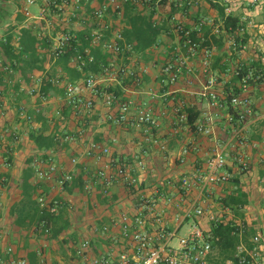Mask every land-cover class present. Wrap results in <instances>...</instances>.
<instances>
[{
    "label": "crops",
    "instance_id": "0c3cea01",
    "mask_svg": "<svg viewBox=\"0 0 264 264\" xmlns=\"http://www.w3.org/2000/svg\"><path fill=\"white\" fill-rule=\"evenodd\" d=\"M58 1H61L60 4L64 10L53 7L50 0H0V42L8 33L12 31L18 33L23 27L32 29L41 39L42 37L51 38L65 28L78 30L87 25L90 26L93 20L84 22V19L88 17L87 9L98 8L105 0H79V4H76L75 0H67V5L63 4V0ZM172 1L176 0H167L166 5H162L160 3L162 0H158L155 4L153 18L155 22L163 25L158 43L145 52L123 55L113 61L116 65H128L135 70L145 71L141 84H123L121 98L131 101L129 113L131 118H135L142 109H152L159 116L160 125L157 128L147 130L145 124L129 122L115 124L107 121L108 107L102 96L96 98V108L92 115L80 117L70 108H64L65 119L62 121L55 115V111L64 106V89L61 86H55L43 99L18 92V82L21 88H29L33 84V79L29 82L22 80L19 76L13 81L7 80V87L4 84L6 90L0 97L2 104L0 135L2 129L12 123L13 130L19 136L21 135V139L12 144L9 141L5 143L0 138V178L6 182L3 183L6 186V192L1 196L3 202L8 200L6 203L8 207L2 216L0 215V226L3 231L5 230L4 232L12 230L19 239L25 240L23 248L15 254L16 258H24L28 264L44 262L84 264L82 259L76 256L75 250L86 239L90 240L91 254L96 256L105 255L116 259L121 252L129 248L121 236L119 224L115 225L114 222H119L123 213H131L135 210L138 200L135 195L138 193H129L121 182L105 190L101 181L95 176L103 160L86 154L87 143L95 140L101 144H109L114 157L135 162L132 174L143 184L141 191L145 194H150L158 188L167 189L165 183L167 180L174 181L172 176L178 181L183 176L202 174L212 155L217 150H223L227 155L226 169L233 176L228 182L210 184L207 187L196 182L189 190L176 192L173 202L161 199L160 206L166 209L170 220L168 228L176 230L177 234L180 231L187 233L192 221L178 224V221L174 219L175 214H182L183 210L194 201L208 208L211 215L232 220L241 228L244 225L241 223L246 221L250 230L247 236L248 243L252 244L251 239L257 234L261 236L262 241L256 249L254 243V247L250 249L248 243L242 241L238 252L248 256L253 254L258 263L264 264V223L254 224L256 218L250 216L254 210L264 211V0H219V2L224 1L227 6L226 12L239 16L245 26L243 31L233 35L225 33L224 29L217 33L214 25L211 24L204 25L200 31L196 30L197 24L202 19H212L215 25L221 24L217 11L206 0H187V6L183 5L185 0H180V9L172 18H169ZM78 8L82 10L76 17ZM81 18L83 21L79 22ZM176 22L192 30L193 33L198 31L201 40L197 42L203 41L204 36L210 38L212 35L223 34L224 37L220 45L200 47L187 62L191 70L184 68L177 81L170 83L168 75L163 71L164 66L168 62H176L179 57L187 54L186 49L180 46L182 45L181 36L174 28ZM236 36H240L241 41L238 48L235 43ZM206 47L212 49V56L209 66L205 69L202 62ZM180 48L181 51H179ZM39 51L40 57L43 58L42 68H35L31 76L44 80L47 75L52 77L58 73L66 75L63 65L58 64L57 60L48 55V46H40ZM1 57L3 60L6 58L4 55ZM0 62L3 61L0 60ZM65 64L75 66L72 59ZM241 65L252 66L254 71L258 70L260 76L248 84L246 90L242 87V96L247 97L252 103V114L247 116L244 122L238 120L236 123H231L228 120L230 113L228 108L211 104V100L202 93L207 86H210L209 90H214L221 95L230 93L233 88L235 70ZM34 83L39 84L36 81ZM101 83L105 87L122 84L116 75L111 74L104 75ZM23 105L26 106L29 114L33 113L34 117H36V108H40L41 119H34L32 125H27L29 123L19 114V108ZM185 106L193 108V112L198 113L195 125L210 127L211 134L199 132L186 122L179 120L177 109L183 110ZM112 111L116 113L117 107H113ZM25 125L28 127L26 128ZM40 129H44L45 134L54 133L58 137L72 134L77 138L73 142L60 141L54 149L49 151L53 153L63 173L69 172L73 176L82 175L84 189L80 193L59 190L57 176L53 181L38 182L36 175L33 178L35 183L43 184L39 190H43L44 194L64 195L65 199L72 203L68 210L71 226L64 232L67 233L66 237H63L64 233L58 239H50L42 235L47 240L50 239V242L56 240L64 245L74 244L76 259L69 262L66 261V256H57L58 262L49 258L50 256L45 253L46 248L35 245L38 238H32L33 233H39V231H35V228L19 227L14 223L15 218L10 215L12 205L21 198V189L18 184L28 160L32 157L37 159L44 156L29 137L32 131ZM113 137L117 138L116 142L111 141ZM242 140H244L243 143H241ZM184 147H187L189 152L185 156V161L181 163L179 152ZM6 153L12 157L10 164L5 162L8 157ZM240 155L248 163L247 173L239 169L237 158ZM74 156L78 157L76 165L71 162ZM138 160L144 161L145 170L139 168ZM173 163L176 165L174 168L176 174L164 176L162 180L161 174H158L162 168L160 166ZM4 164L11 166L7 168ZM233 178L239 179V186L248 194L250 201L239 211L225 208L221 203V199L236 188L235 183L232 182ZM15 181L17 187L14 186ZM167 190L172 191L170 187ZM175 190L173 189L174 192ZM211 223L210 216L206 214L200 219L199 225L204 230H208ZM257 223L260 221L258 220ZM73 224H77L75 228ZM105 226H108L107 230H104ZM148 228L153 229L151 225ZM7 244L3 237V240H0V255L4 258H7ZM205 264L233 263L227 259L225 251L212 248Z\"/></svg>",
    "mask_w": 264,
    "mask_h": 264
},
{
    "label": "built area",
    "instance_id": "2783aa9c",
    "mask_svg": "<svg viewBox=\"0 0 264 264\" xmlns=\"http://www.w3.org/2000/svg\"><path fill=\"white\" fill-rule=\"evenodd\" d=\"M144 2H150V0H144ZM76 4H79V0H75ZM50 4L55 6V0H50ZM63 4L67 5V0H63ZM118 0H107L98 8H95L88 17L89 20H93L92 24V46H102L103 50L119 52L122 49L121 41L123 39L119 30L112 27V23L109 24L105 21L106 11L109 7H114V10L119 8ZM60 10H64V7L58 5ZM117 12V11H116ZM120 16L122 13L117 12ZM85 20V19H84ZM214 25L217 33L222 31L220 25H215L212 19H202L196 26V30L200 31L204 25ZM103 28L109 30L111 33L110 38L102 41ZM176 30L182 34L181 48H185L187 54L182 55L176 62H168L163 71L168 75L169 82L174 83L177 81L179 75L184 68L188 71L191 69L187 66V62L190 57L194 56L199 47V42L195 41L191 34L192 30L186 29L181 23L177 22ZM238 30L243 31L244 28ZM76 35L70 31H62L57 35L50 38V51L53 59H57L64 54L66 46L69 44L72 38ZM128 49L130 45H126ZM181 48L179 51H181ZM88 61L86 57L78 53L72 59L74 65L82 68L87 65V62L93 60V55L90 53V49H86ZM212 56V49L209 47L204 48L203 53V65L206 69L210 64V58ZM111 67L122 77H132L135 81H141V76L145 71L136 72L135 69L127 66H119L111 64L110 67L105 68V74H111ZM7 68V67H6ZM236 73H238L236 71ZM117 75V74H116ZM251 74H247L242 78L243 89H247V81ZM104 75L96 73H87L82 78L76 81H69L64 79L62 73H58L51 82L57 86H61L64 89L63 102L64 105L70 108L76 115L85 117L92 115L96 108V98L101 97L104 100L105 105L108 107L107 121H111L115 124L132 123V124H145L147 130L157 128L160 125L159 116L150 108L142 109L138 112L135 118H131L130 107L131 101H120L118 96L112 92L104 91L102 88V81ZM119 78V77H118ZM33 84L29 88H22L30 96H39L45 99V95L40 93V85L42 78L32 76ZM39 84H35L34 82ZM210 86H207L202 95L208 97L211 100V104L220 108L230 105L233 109L238 110L240 121L244 122L246 117L253 112L251 101L245 96H233L230 93L219 94L214 90H209ZM230 98V99H229ZM113 107H117L116 113L112 111ZM182 108L177 109L178 118L181 122L187 120V114L181 111ZM40 108H36L35 112L39 113ZM20 115L24 119H32L27 111L26 106H20ZM55 115L58 119L64 120L65 115L61 108L55 111ZM228 120L233 121V115L228 114ZM9 131V128H6ZM198 131L207 135L212 133V130L208 126L198 125ZM15 138H19V135L14 130H11ZM60 141L73 142L77 140L75 135H65L57 137ZM111 141L116 142L117 138H111ZM244 140L241 141L243 143ZM189 152L187 147H184L179 152V160L181 163L185 161V156ZM45 155L35 159V175L40 181H53L57 176V184L59 190H63L65 182L70 181L73 178V174L69 172H62L59 164L55 161L54 155L51 151H46ZM86 154L89 156H95L96 159L103 160L101 166L95 172V176L102 183V186L107 190L115 183H123L128 188L137 187L140 183L132 171L133 163L127 160L114 157L112 149L109 144H101L98 141L90 140L87 143ZM6 160V159H5ZM241 170L248 169V163L243 156L237 158ZM73 165L78 163V157L74 156L71 159ZM138 166L142 170L145 167L143 160H138ZM227 155L223 150H217L207 163V167L202 174L194 176H183L178 181L167 180L166 188L155 189L150 194H145L143 191H138L139 197L135 205V210L131 213L125 212L120 216L119 222L115 221V225L119 224L121 230V236L129 248L121 252L116 259L110 258L105 255H92L90 240H83L75 250L76 256L82 259L84 264H205L207 256L212 250V233L211 230H204L199 224L200 219L208 214L211 221H219V217L211 215L208 208L198 203V201L191 202L189 207L183 210V213H176L175 220L178 224H184L188 220H191L190 228L187 233L178 237L177 243L173 242V239L177 236L176 230L168 228L170 220L167 217L166 209L160 206L161 199H165L167 202H173V197L176 192L182 190H189L197 182L200 185L208 186L210 184H219L228 182L233 176L232 173L227 171ZM169 186V187H168ZM173 189H176L175 192ZM171 194V195H170ZM56 194L39 195L37 200L41 208H47L51 213L57 214L62 208L63 202L57 199ZM152 226L153 229H149L148 226ZM108 226H105L104 230H107ZM1 238V235H0ZM261 236L259 234L252 237L251 241L255 245V249L261 244ZM7 258L0 255V264H28V261L24 258H16L13 247L9 246L6 250ZM261 264L257 262L256 257L250 255V260H247L245 256L240 258V264ZM49 264V263H42Z\"/></svg>",
    "mask_w": 264,
    "mask_h": 264
},
{
    "label": "trees",
    "instance_id": "16d2710c",
    "mask_svg": "<svg viewBox=\"0 0 264 264\" xmlns=\"http://www.w3.org/2000/svg\"><path fill=\"white\" fill-rule=\"evenodd\" d=\"M106 1L107 0H105L104 2ZM206 1L213 9L217 11L218 16L221 19L220 26L222 30L224 29L225 33L233 35L240 31L238 30L239 28L245 27L239 16L226 12L227 6L225 5L224 1ZM55 2L56 4L53 7L58 9V5H60L61 1L59 2L58 0H55ZM157 2L158 0H150V2H144V0H118L120 6L117 10H114V7L107 8L105 16L106 23L109 24L111 22L112 27L119 30L123 36V39L121 41L122 49L119 52L103 50L102 46L93 47L91 36L93 27L92 25H87L88 27L86 26L78 30H72L69 28L61 30V32L70 31L76 35L66 46L64 54L56 59L57 63L62 64L66 71L64 79H67L69 81H76L82 78L87 73L109 75L105 74V68L110 67L113 61H116V58H119L123 55H130L134 52H145L148 49L154 47L158 43L159 37L163 30V25L155 22L153 18L155 14L154 8ZM179 2L180 0H176L170 3L169 18H172V16L178 11V9H180ZM160 3L162 5H166L167 0H162V2ZM183 5L187 6V0H185ZM87 10L89 11L87 12L89 17L94 9L90 10L89 8ZM116 11H120L122 14L119 16ZM80 13L81 11L79 9L76 12V17ZM88 17L85 18L84 22L92 21L89 20ZM176 26L177 22L174 25L175 30ZM102 33V41L110 38L111 36L110 31L106 30L105 28H103ZM178 34L181 36L182 41V34L180 32H178ZM243 35H245V33ZM191 36L195 41L201 40V38L198 36V31H194V33L192 32ZM223 37V34L212 35L210 36V38H208V36H204L203 41L199 42L200 47L211 46L212 44L220 45L223 41ZM235 39V43L238 48L241 43L240 36H236ZM49 41V37H42L41 39L38 38L37 34L34 33L30 28L23 27L20 28L18 33L12 31L7 34L5 39L0 42V60L3 61L0 62V97H2L1 95L3 94V91L6 90L5 88L7 87V80L13 81L15 79H18L20 76L22 80L31 82L32 71L35 68H42L41 62H43V58L40 57L39 47L43 45H45V47L48 46V55L52 57L50 51L51 44ZM125 44L130 45L131 48L128 49L127 47H125ZM86 49H90V53L93 55V60L87 62L86 66L79 68V66L77 65L71 67L65 64L67 61L74 59V57L78 55V53L83 54L86 57L85 59L88 61L89 56H87ZM3 55L6 57L4 60L1 57ZM114 64L116 63L114 62ZM119 66L130 67L123 64ZM115 69L116 68L111 67L112 75L117 74L116 76L119 77L122 84L107 87L102 85V88L104 91L116 94L120 101H126L121 98V90L123 84H141L144 80L145 74H142L141 81L137 82L132 77H122ZM135 71L140 72L138 70ZM236 71L238 73H236ZM247 74H251L250 78H248L247 85L254 82L260 76L258 70L254 71L252 69V66H238L234 73L232 85L233 88L230 94H232L233 96L242 95V78ZM53 77L47 75L43 80V83L40 87V93L42 95L46 96L54 89L55 86H57L51 82V78ZM4 84H6V87L4 86ZM18 84V92L25 93V91L21 90L22 88L20 87V82H18ZM1 86H3L2 89ZM1 107L2 104L0 98V113ZM64 108L68 107H66L65 105L63 106V108L61 107L63 113H65ZM226 108H228L230 113L233 115V121H231V123L238 122V120H240L238 110L233 109L230 105L226 106ZM181 111H184L187 114V120L184 122H186L195 130L197 129L198 131V126L195 125L198 118V113L193 112V108L188 106H185ZM29 115L31 117H34L33 113ZM35 115L36 117H34V119H41V113H36ZM65 135L67 134H64L63 136ZM29 137L35 143L36 148L42 153H46V151L54 149L59 144V140L57 138L58 136L54 133L45 134L44 129L32 131ZM6 156L8 157H6L5 162L7 164H10L12 161V157L7 153ZM34 161V157L29 159L27 166L22 172L18 184L21 189V198L19 201L15 202L12 205L10 209V215L15 218L14 223L19 227H26L29 229L35 228V231H39L40 234L46 235V237L50 239H58L71 226L68 216V204L64 195H57V199L63 202L62 208L57 214L51 213L47 208L43 209L40 207L37 198L39 195L44 194V191L39 190V187L43 186V184H38L33 181L35 175ZM0 182L6 183L3 181V179H0ZM232 182H234L236 185L235 190L222 198L221 203L225 208L239 211L240 209L246 207L250 201L248 194L239 186V179L233 178ZM142 188L143 184L140 182L137 187L129 188L128 192L137 193L139 190L141 191ZM83 189L84 181L81 174L73 176L70 181L65 182L63 185V190L69 193L75 190ZM135 197L138 198L139 194L135 195ZM236 224L237 223L232 220L220 218L217 222L212 221L210 230L213 236L212 248L225 251L227 259H230L233 264H240V258L242 256H245L247 260H250V256L238 252V248L242 241H246L248 243L247 236L250 230L246 225L248 224L246 221H243V223H241L244 224L242 228ZM247 245L250 249L254 247L253 243H248ZM34 254H36V252H34Z\"/></svg>",
    "mask_w": 264,
    "mask_h": 264
},
{
    "label": "rangeland",
    "instance_id": "374dc122",
    "mask_svg": "<svg viewBox=\"0 0 264 264\" xmlns=\"http://www.w3.org/2000/svg\"><path fill=\"white\" fill-rule=\"evenodd\" d=\"M80 10H82L81 8H78ZM85 15V14H84ZM85 17V16H84ZM78 20V19H77ZM82 18L79 19L78 21L81 22ZM56 26V25H55ZM26 122H28L29 124L27 125H32L33 122H34V117H32V119H25ZM13 126L14 124L10 123V124H7L3 129H2V132H1V135H0V138L3 142L7 143V141L11 142L12 144H15L17 143L21 138V135L19 136V138H15V135L12 134L11 130H13ZM25 127L27 128L28 126L25 125ZM6 128H9V131H6ZM17 131V130H16ZM176 149V148H175ZM174 149V150H175ZM163 150V149H162ZM6 161V160H5ZM238 162V161H237ZM175 163H173L172 165H161L160 167V173L158 172V174H161V179L165 176H172V173L173 174H176L175 173V169L176 168V165H174ZM177 164V162H176ZM5 165V164H4ZM238 165H239V162H238ZM6 166V165H5ZM11 166V165H10ZM10 166H6L7 168H10ZM169 169V171H167ZM239 169L241 170L240 168V165H239ZM145 170V169H144ZM177 170V169H176ZM243 173H247L249 171V168L246 169V170H241ZM1 177V176H0ZM173 180L174 182L177 181V178L173 177ZM1 179V178H0ZM164 180V178L162 179ZM14 186H16V181L14 182ZM125 186V185H124ZM5 185H3V182L1 183L0 182V215L2 216L4 210H6V208L8 207V204H6L8 202V200L6 202H3V198H2V194L6 192L5 190ZM126 187V186H125ZM126 189L128 190L129 188L126 187ZM77 191L78 193L81 192V190H75ZM16 193V192H15ZM79 200V199H78ZM67 201V204H68V210L70 208V205L72 204L70 201L66 200ZM78 204V203H76ZM219 214H221L220 212H218ZM259 215V217H257ZM255 219V221L253 222L254 224H262L264 223V211L263 212H260V211H253V213L250 215ZM258 218V219H257ZM258 220L260 221V223H257ZM77 224H73V227L75 228ZM83 225V224H82ZM73 228V229H74ZM5 231V230H4ZM2 230V227L0 226V235H1V238L0 240H3V237H4V241L7 242L8 244V247L11 246L13 247L14 251H15V254L23 248V244H24V241L23 239H19L18 236H16L14 233V231L12 230H8L6 232H4ZM185 234V232L183 231H180L177 236L173 239V242L174 243H177L178 241V237H180L181 235ZM67 233H64L63 234V237H66ZM33 236L32 238H38L37 239V243L35 244L36 246L38 247H43V248H46V255L50 256L49 258H52L54 260H56L58 262V259H57V256H63L65 257L66 256V261L69 262V261H73L74 259H76V257H74V250L76 248V246L74 244H71V245H64L62 242L60 241H51L50 242V239H46L45 237L42 236V234L40 233H33ZM6 238V239H5ZM72 264H74L72 262Z\"/></svg>",
    "mask_w": 264,
    "mask_h": 264
}]
</instances>
